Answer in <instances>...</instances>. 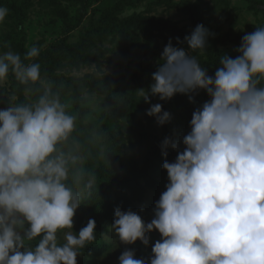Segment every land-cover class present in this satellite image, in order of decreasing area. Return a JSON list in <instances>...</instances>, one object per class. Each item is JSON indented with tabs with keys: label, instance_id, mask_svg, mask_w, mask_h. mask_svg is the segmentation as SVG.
<instances>
[{
	"label": "clouds",
	"instance_id": "clouds-1",
	"mask_svg": "<svg viewBox=\"0 0 264 264\" xmlns=\"http://www.w3.org/2000/svg\"><path fill=\"white\" fill-rule=\"evenodd\" d=\"M7 14L0 7V22ZM209 35L197 24L182 42L176 38L191 54L170 39L149 89L138 90L145 103L149 94L162 101L182 94L193 102L199 90L209 99L192 112L187 134L160 145L162 157L169 148L177 155L162 163L168 182L151 221L114 209L111 231L119 242L148 246L149 233L160 235L147 259L126 249L118 264H264V26L242 37L235 58L221 55L211 76L192 55L207 49ZM38 54L32 46L24 59ZM10 71L43 91L34 102L0 109V264H77L80 249L96 238V222L72 231L82 192L67 182L72 171V184H80L81 157L64 146L76 116L41 79L38 63L9 50L0 54V82ZM146 115L160 126L172 119L159 103ZM93 183L90 176L85 187Z\"/></svg>",
	"mask_w": 264,
	"mask_h": 264
},
{
	"label": "trees",
	"instance_id": "trees-1",
	"mask_svg": "<svg viewBox=\"0 0 264 264\" xmlns=\"http://www.w3.org/2000/svg\"><path fill=\"white\" fill-rule=\"evenodd\" d=\"M220 8L228 5V0H217ZM247 7L254 13L259 12L264 2L261 0H245ZM93 0H0V7H6L8 14L2 25L5 30L0 36V49L18 53L26 63L40 65L41 79L52 86V91L59 95L62 103L66 104L69 114L76 116V143L81 154L77 170L82 179L78 186L72 184V171L69 173V186L76 187L82 192L80 207L73 217L74 233L86 226L89 219L96 222V238L83 251L88 254L100 253L107 249L104 242L113 223L114 209L120 207L122 211L131 209L141 217L144 212L154 208V202L159 199L162 190L157 179L158 174H166L162 163L175 160L177 152L167 149V156L162 157L160 145L165 137L172 133L168 124L159 125L161 135L156 136L152 127L155 123L153 116L146 115V110L154 104H161L162 111H168V106L179 109L180 118L189 126L192 112L199 106L198 98L205 102L208 98L204 90L193 95V102H186V95L176 94L171 99L162 101L158 96L149 94V103H145L138 90L144 80L145 90L152 83V73L157 69L163 49L154 40V31L163 29L174 40L182 42L186 33L170 22L156 20L141 13L123 16L125 8L122 3L108 5L97 22H89L79 30ZM151 6H165L167 8L188 9L192 18L199 23L197 4H187L174 0H150ZM58 17L61 22L59 37L51 41L44 48L37 44V57L25 60L29 50L27 48V34L25 23L34 5ZM264 24L259 25V27ZM77 31L76 40L73 32ZM108 37L118 38L125 48L137 47L142 51L141 60L135 74L116 76L84 75L82 77L67 76L59 72L63 62L69 61L75 68L86 65L94 59L92 49L97 42ZM243 35L213 32L207 40V49L201 53L193 52L202 67L207 69L208 75H214L219 66L221 55L232 54L224 48L231 44L239 47ZM188 49L186 43H178ZM136 83L131 86V82ZM264 84V81H261ZM26 91V93H25ZM40 83L24 85L19 83L11 71L5 83L0 82V109L8 105L34 102L42 93ZM86 92H98L104 96L105 107H93L92 102L84 96ZM8 93L16 95L15 100L7 97ZM128 125L125 139L129 149L134 141L138 146H144L146 154L141 162L135 160L133 154L122 149L123 139L121 120ZM131 147V148H130ZM94 177L93 187H85L89 177ZM154 194L149 199V194ZM147 202L148 204H145ZM139 205H142L140 207Z\"/></svg>",
	"mask_w": 264,
	"mask_h": 264
},
{
	"label": "rangeland",
	"instance_id": "rangeland-1",
	"mask_svg": "<svg viewBox=\"0 0 264 264\" xmlns=\"http://www.w3.org/2000/svg\"><path fill=\"white\" fill-rule=\"evenodd\" d=\"M175 2L183 1L184 3L193 5L197 4L198 19L199 23L195 22L192 18L188 9L180 10L178 8H167L165 6H151L150 0H93L91 6L89 7L87 14L79 27L82 30L83 26H86L90 21L97 22L98 19L103 15L105 9L110 4L122 3L123 16L131 15L132 13H141L144 16L152 17L156 20H161L164 22H170L176 25L177 28L182 29L186 33H191L197 24L204 25L211 33L219 32L224 35L226 33L245 35L252 33L256 30V27L264 24V5L259 6L260 10L257 13L250 11L247 7V2L245 0H228V5L222 9L220 8L217 0H174ZM264 2V0H261ZM5 26L0 22V36L5 30ZM25 31L27 34V48L32 46L40 45V48H44L51 41L59 37L61 31V22L59 18L52 15L49 10H43L39 5H34L32 11L29 13L28 19L25 23ZM74 38L76 40L77 31L73 32ZM154 40L157 42L161 49H164L165 45L171 39L172 45L174 47L183 48L186 52L190 53V50L185 49L183 46L178 44L172 36H170L163 29L154 31ZM225 49L232 54L233 58L237 55L235 49L236 47L231 44L224 46ZM3 52L0 49V54ZM92 54L94 59L86 65H81L79 68H75L69 61L63 62L62 68L59 72L64 73L67 76L82 77L84 75H95L101 77L116 76L123 74H135L142 56V51L137 47L125 48L119 43L118 38L108 37L101 42H97L92 49ZM141 80L142 86L140 89H146ZM4 84L5 81H2ZM134 81L131 82V86H135ZM26 93V91H25ZM84 96L92 102L93 107H105L106 101L104 96L98 92H86ZM8 98L11 100L16 99V95L13 93H8ZM186 102H189L188 96L186 95ZM199 106L204 102L200 97L197 99ZM168 112L171 114V122L167 123L168 127L172 133L173 139L179 140L183 134H187L190 131L189 126L180 118L179 109L168 106ZM155 118V117H154ZM123 139L121 141L122 149L133 154L136 161L141 162L146 154V149L144 146H138L134 141L133 147L129 149V145L125 139L128 133V125L125 120H121ZM153 133L156 136L161 135V130L156 122L152 127ZM65 149L68 147H76L78 152V146L76 143V132L75 129L69 138V142L64 146ZM183 149V145H180V150ZM81 157V154H79ZM157 179L159 181L160 188L162 192L165 190V184L167 181L166 174H158ZM80 190V189H78ZM153 193L149 194L146 198L149 199L153 197ZM145 204H148L145 202ZM142 207V205H139ZM143 208V207H142ZM153 218V209L148 212H144L142 219L147 223ZM110 232L104 236V242L107 243V249L102 250L100 253L88 254L82 249H80V254L77 256V264H118V257L126 249H132L135 251L137 258L147 259L151 255V247L155 241L160 239V235L157 231L153 230L149 233V245L144 246L140 241H136L132 245H126L118 241L111 231V226H109ZM38 239V238H37ZM31 243L35 244L36 241Z\"/></svg>",
	"mask_w": 264,
	"mask_h": 264
}]
</instances>
